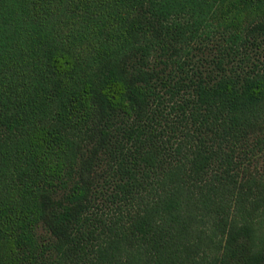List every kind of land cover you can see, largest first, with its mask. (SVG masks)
I'll list each match as a JSON object with an SVG mask.
<instances>
[{"label":"trees","instance_id":"obj_1","mask_svg":"<svg viewBox=\"0 0 264 264\" xmlns=\"http://www.w3.org/2000/svg\"><path fill=\"white\" fill-rule=\"evenodd\" d=\"M0 264H264V0H0Z\"/></svg>","mask_w":264,"mask_h":264}]
</instances>
